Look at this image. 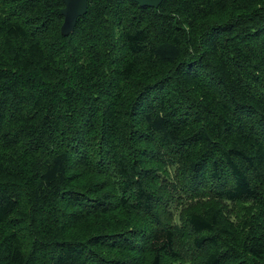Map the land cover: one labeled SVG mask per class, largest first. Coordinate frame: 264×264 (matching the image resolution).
Here are the masks:
<instances>
[{"label": "trees", "instance_id": "16d2710c", "mask_svg": "<svg viewBox=\"0 0 264 264\" xmlns=\"http://www.w3.org/2000/svg\"><path fill=\"white\" fill-rule=\"evenodd\" d=\"M64 5L0 0V264H264V0Z\"/></svg>", "mask_w": 264, "mask_h": 264}, {"label": "rangeland", "instance_id": "374dc122", "mask_svg": "<svg viewBox=\"0 0 264 264\" xmlns=\"http://www.w3.org/2000/svg\"><path fill=\"white\" fill-rule=\"evenodd\" d=\"M163 201H165V203ZM176 201H177L176 198H175V200H173L171 195L169 197H165V198L161 199V202L163 203V205L162 206L159 205L157 207V211L160 213L162 218L165 219V218H168L169 214L171 215L169 209L173 208ZM218 203H219L220 207L222 208L223 212L226 214L227 217H228V215H230L232 213L237 214L239 211L238 207L234 206L233 204H227L221 200H219ZM239 208L241 209L242 207H239ZM180 211H181V209H180ZM187 211H185V212H187ZM188 212L190 213V210ZM136 214L141 215V214H139V212H135V213L130 212L128 214L124 213L123 215H126V216L124 217L123 221L125 220L124 222H126V224H128L129 226L134 225L136 223L135 219L141 220ZM174 216H175V222H179V216L175 215V214H174ZM129 219H130V221H129ZM142 227H147L146 229L150 230V233H152V231H153L150 228L151 227L150 224L147 226L146 225L142 226ZM132 228H134V227H132ZM184 230L187 233L188 229H184ZM84 233H85V230H83L82 228H76L72 232V237L76 238V239H83ZM125 234H126V236H128L127 234H129V233L127 232ZM205 235L207 237L210 236L208 234H205ZM194 236H195V234L184 237V240L178 241L176 243V249H178V251L176 252L177 253L176 259L173 260L172 257L164 256L162 263L163 264H203L204 261L207 260L208 256L211 254V251L213 250L214 247L211 246V240L206 241L202 247L197 246L195 243L192 242V239ZM144 241H146V238L144 239ZM142 243L143 244L140 247L147 246L146 242H142ZM123 250H124V248H123ZM148 251H150V250H148ZM148 251L140 254L139 262L141 261V259L148 258V255H152V254H149ZM114 255H117V257H120V254L115 253ZM225 264H229L228 261L225 262Z\"/></svg>", "mask_w": 264, "mask_h": 264}, {"label": "water", "instance_id": "95a60500", "mask_svg": "<svg viewBox=\"0 0 264 264\" xmlns=\"http://www.w3.org/2000/svg\"><path fill=\"white\" fill-rule=\"evenodd\" d=\"M64 7L62 8V15L64 21L61 27L63 36H69L74 32L78 20L86 15L88 12L89 0H63ZM141 6H150L158 8L164 0H135Z\"/></svg>", "mask_w": 264, "mask_h": 264}]
</instances>
